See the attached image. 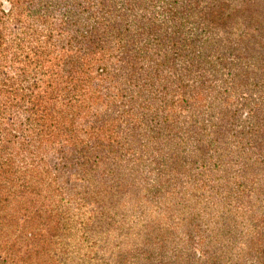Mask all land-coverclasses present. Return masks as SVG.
I'll return each instance as SVG.
<instances>
[{
	"label": "trees",
	"instance_id": "obj_1",
	"mask_svg": "<svg viewBox=\"0 0 264 264\" xmlns=\"http://www.w3.org/2000/svg\"><path fill=\"white\" fill-rule=\"evenodd\" d=\"M107 56L137 57L119 74ZM163 135L153 165L168 172L184 155L170 165L189 173L194 149L196 187L227 155L245 177L264 172V3L0 0V264H88L91 222L107 213L92 207L108 190L97 173L121 182L127 154L151 166Z\"/></svg>",
	"mask_w": 264,
	"mask_h": 264
},
{
	"label": "rangeland",
	"instance_id": "obj_2",
	"mask_svg": "<svg viewBox=\"0 0 264 264\" xmlns=\"http://www.w3.org/2000/svg\"><path fill=\"white\" fill-rule=\"evenodd\" d=\"M256 1L258 5L264 3ZM224 35L223 31L217 32V37ZM166 44L164 50L172 52L170 44ZM107 57L112 72L123 74L126 70L121 67H129L122 60L137 56ZM141 57V64L149 69V56ZM139 60L138 56V63ZM183 60H167L166 66L183 68ZM210 75L216 80V73ZM177 121V137L182 139L188 126L184 118ZM220 132L226 133L227 128L221 125ZM161 143L152 144L145 153L151 166L134 167L127 154L120 168L121 182L115 175L97 173L100 182L96 189L107 185L108 190L102 194L105 205L96 203L92 207L107 213H97L91 222L94 248L86 259L88 264H258L264 255V243L260 242L264 239V172L253 180L245 177V166L238 157L227 155L232 165L224 168L210 162L204 187L203 181L196 187L190 178L201 173V166L196 164L200 156L194 149L190 151L186 162L189 173L176 171L170 165L178 164L184 155L175 160L169 157L168 172L158 170L153 161L167 153L169 142L165 135ZM206 151L210 152L208 148ZM207 152L209 158L211 153ZM143 187L148 191L141 193Z\"/></svg>",
	"mask_w": 264,
	"mask_h": 264
}]
</instances>
